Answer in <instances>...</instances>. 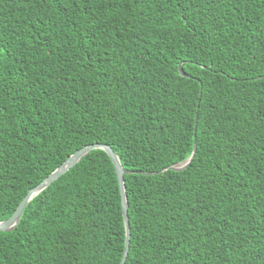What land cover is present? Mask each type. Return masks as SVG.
Here are the masks:
<instances>
[{
  "label": "trees",
  "instance_id": "trees-1",
  "mask_svg": "<svg viewBox=\"0 0 264 264\" xmlns=\"http://www.w3.org/2000/svg\"><path fill=\"white\" fill-rule=\"evenodd\" d=\"M93 143L127 171L124 264H264V0H0V221ZM124 241L93 149L0 231V264H119Z\"/></svg>",
  "mask_w": 264,
  "mask_h": 264
},
{
  "label": "water",
  "instance_id": "water-1",
  "mask_svg": "<svg viewBox=\"0 0 264 264\" xmlns=\"http://www.w3.org/2000/svg\"><path fill=\"white\" fill-rule=\"evenodd\" d=\"M178 70L181 75H185L182 72L180 65L178 67ZM93 149H101L105 151L106 154L109 156L111 162L113 163L115 169L119 192L121 196V212H122L123 223L125 228L124 249L119 264H124L128 252L129 238H130V228L128 224V215H127V201H126L125 187L123 180V174L127 173V171L123 169V167L121 166L117 155L112 151V149L108 145L105 144H98V143L88 144L76 150L73 154H71L65 161H63V163H61L54 171H52L47 177H45L38 185L28 190V192L26 193L24 198L20 201L14 212L7 219L0 221V231L12 230L14 226L17 224L26 203L34 195H36L38 192H40L42 189L48 186L51 182L55 181L68 169L73 167L83 156H85L89 151ZM194 149H195V145H193V151L188 158H186L182 162H179L175 165L168 167V169L180 170L185 168L192 159V156L194 154Z\"/></svg>",
  "mask_w": 264,
  "mask_h": 264
}]
</instances>
